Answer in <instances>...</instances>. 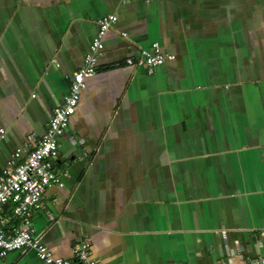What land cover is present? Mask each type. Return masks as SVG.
Returning <instances> with one entry per match:
<instances>
[{
  "label": "crops",
  "instance_id": "obj_1",
  "mask_svg": "<svg viewBox=\"0 0 264 264\" xmlns=\"http://www.w3.org/2000/svg\"><path fill=\"white\" fill-rule=\"evenodd\" d=\"M109 13L35 233L65 258L86 242L101 264H250L264 255V0H0V172L44 135ZM154 41L174 58L127 62ZM2 219L19 225L10 204ZM0 264L49 263L23 248Z\"/></svg>",
  "mask_w": 264,
  "mask_h": 264
},
{
  "label": "built area",
  "instance_id": "obj_2",
  "mask_svg": "<svg viewBox=\"0 0 264 264\" xmlns=\"http://www.w3.org/2000/svg\"><path fill=\"white\" fill-rule=\"evenodd\" d=\"M117 20L116 13L99 19L90 50L82 66L72 74L69 92L53 109L44 135L40 138L30 135L31 148L26 152L16 149L0 172V213L6 204H10L13 215L19 220V225L11 231L4 228L3 219L0 221V258L12 250L32 248L49 264H101L92 256L86 242L74 247L72 258L55 255L35 233L32 219L34 212L42 207L46 190L54 183L63 185L54 163L59 152V139L70 128L86 86V77L97 72L99 58L105 51V36ZM173 58V54L163 51L159 41H154L151 49H140L138 56L128 57L127 62L144 66L148 73H153L158 66ZM249 263L264 264V255L250 258Z\"/></svg>",
  "mask_w": 264,
  "mask_h": 264
}]
</instances>
